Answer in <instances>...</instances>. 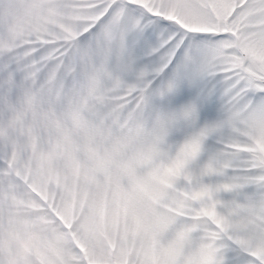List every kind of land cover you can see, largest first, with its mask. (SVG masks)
<instances>
[{"label":"snow or ice","instance_id":"6c2138e0","mask_svg":"<svg viewBox=\"0 0 264 264\" xmlns=\"http://www.w3.org/2000/svg\"><path fill=\"white\" fill-rule=\"evenodd\" d=\"M0 264H264V0H0Z\"/></svg>","mask_w":264,"mask_h":264}]
</instances>
